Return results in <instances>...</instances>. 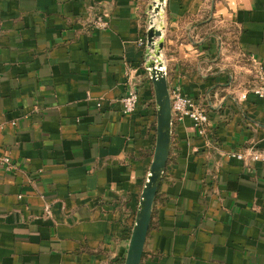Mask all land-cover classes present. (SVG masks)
<instances>
[{
	"label": "crops",
	"instance_id": "crops-1",
	"mask_svg": "<svg viewBox=\"0 0 264 264\" xmlns=\"http://www.w3.org/2000/svg\"><path fill=\"white\" fill-rule=\"evenodd\" d=\"M149 2L0 0V264H123L156 134ZM164 27L168 88L211 126L173 121L140 264H264V161L229 155L264 153V0H166Z\"/></svg>",
	"mask_w": 264,
	"mask_h": 264
},
{
	"label": "water",
	"instance_id": "water-1",
	"mask_svg": "<svg viewBox=\"0 0 264 264\" xmlns=\"http://www.w3.org/2000/svg\"><path fill=\"white\" fill-rule=\"evenodd\" d=\"M166 0H150L146 14L143 67L151 81L156 113V134L153 154L137 202L133 223L126 241L123 264H140L148 233L153 203L169 156L173 120L167 84L166 67L162 60L164 11Z\"/></svg>",
	"mask_w": 264,
	"mask_h": 264
},
{
	"label": "built area",
	"instance_id": "built-area-1",
	"mask_svg": "<svg viewBox=\"0 0 264 264\" xmlns=\"http://www.w3.org/2000/svg\"><path fill=\"white\" fill-rule=\"evenodd\" d=\"M89 19V26L91 28L106 29L108 27V16L105 11H96L95 13H87ZM147 27V25H146ZM146 31V28H145ZM145 32L137 39V45L145 47ZM144 64V63H143ZM251 66L253 72V82L250 87V91L261 98H264V64L258 59L251 57ZM171 100V114L172 120L180 121L188 118L198 134H204L211 126L210 119L207 112L200 107L190 96L183 93L179 87H174L169 90ZM121 111L123 114L132 112L138 102V93L134 89H130L126 94L120 98ZM0 128L2 126L0 125ZM230 156L239 160L248 161H264V153L257 152L251 147H247L244 151L231 152ZM0 162L5 164L7 170H13L16 168L10 162L8 156L0 158Z\"/></svg>",
	"mask_w": 264,
	"mask_h": 264
},
{
	"label": "trees",
	"instance_id": "trees-1",
	"mask_svg": "<svg viewBox=\"0 0 264 264\" xmlns=\"http://www.w3.org/2000/svg\"><path fill=\"white\" fill-rule=\"evenodd\" d=\"M129 233H130V229L127 230V237L129 236Z\"/></svg>",
	"mask_w": 264,
	"mask_h": 264
}]
</instances>
